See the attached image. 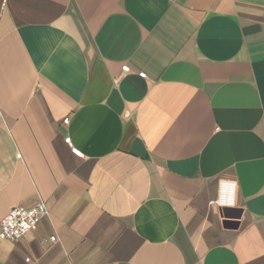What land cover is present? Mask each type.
Wrapping results in <instances>:
<instances>
[{"label":"crops","instance_id":"crops-1","mask_svg":"<svg viewBox=\"0 0 264 264\" xmlns=\"http://www.w3.org/2000/svg\"><path fill=\"white\" fill-rule=\"evenodd\" d=\"M39 202L0 264H264V0H0V221Z\"/></svg>","mask_w":264,"mask_h":264},{"label":"built area","instance_id":"built-area-1","mask_svg":"<svg viewBox=\"0 0 264 264\" xmlns=\"http://www.w3.org/2000/svg\"><path fill=\"white\" fill-rule=\"evenodd\" d=\"M128 66L122 67V75L129 73ZM69 122V118L64 120ZM65 144L70 148L72 154L82 158V154L72 144L69 137L64 139ZM234 184L228 182L220 183V192L218 198V205L220 207H231L233 204ZM47 207L43 202H39L33 207H16L11 209L0 221V239L5 241H17L30 232L37 229L41 220L47 216ZM55 241L54 237L50 238Z\"/></svg>","mask_w":264,"mask_h":264},{"label":"water","instance_id":"water-1","mask_svg":"<svg viewBox=\"0 0 264 264\" xmlns=\"http://www.w3.org/2000/svg\"><path fill=\"white\" fill-rule=\"evenodd\" d=\"M231 211V209L224 208L221 212L224 216L228 215V212Z\"/></svg>","mask_w":264,"mask_h":264}]
</instances>
